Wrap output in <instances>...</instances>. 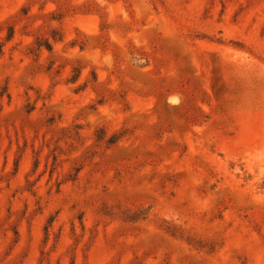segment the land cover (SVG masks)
I'll return each instance as SVG.
<instances>
[{"label": "rangeland", "instance_id": "1", "mask_svg": "<svg viewBox=\"0 0 264 264\" xmlns=\"http://www.w3.org/2000/svg\"><path fill=\"white\" fill-rule=\"evenodd\" d=\"M0 264H264V0H0Z\"/></svg>", "mask_w": 264, "mask_h": 264}, {"label": "trees", "instance_id": "2", "mask_svg": "<svg viewBox=\"0 0 264 264\" xmlns=\"http://www.w3.org/2000/svg\"><path fill=\"white\" fill-rule=\"evenodd\" d=\"M53 39L54 41H62L63 38L62 37H57V31L53 32ZM38 45L40 47H45L48 50H52V43L50 42V40H46L45 43H43L42 41L38 42ZM77 80V79H76ZM124 137V134H120V135H114L112 138L111 143H116L119 140H121ZM100 213L106 215V216H110L113 219H120L124 222H138L144 218H147L143 213V209H139L137 211H131L129 208L118 204V205H103L100 208ZM145 216V217H143ZM159 228L162 229L163 231H165L166 233L177 237L179 239H182L184 241H186L187 243H189L191 246H193L196 249H200L203 251H206L208 253H215L219 248L222 247V245L219 242L216 241H212V242H208V241H204L201 239H197L195 236L191 235L185 228H183L182 226L163 219L161 220L160 224H159Z\"/></svg>", "mask_w": 264, "mask_h": 264}]
</instances>
